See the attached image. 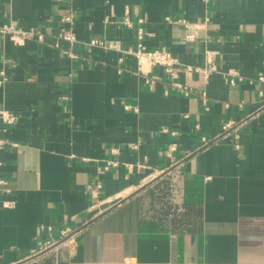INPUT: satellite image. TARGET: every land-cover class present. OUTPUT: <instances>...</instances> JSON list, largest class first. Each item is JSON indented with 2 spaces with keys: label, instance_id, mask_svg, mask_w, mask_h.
I'll list each match as a JSON object with an SVG mask.
<instances>
[{
  "label": "crops",
  "instance_id": "1",
  "mask_svg": "<svg viewBox=\"0 0 264 264\" xmlns=\"http://www.w3.org/2000/svg\"><path fill=\"white\" fill-rule=\"evenodd\" d=\"M69 12L72 57L54 46ZM11 21L45 39L0 33V106L19 117L0 121V264H264V0H0ZM139 43L245 80L179 69L205 110L162 66L142 73ZM67 228L73 250L55 247Z\"/></svg>",
  "mask_w": 264,
  "mask_h": 264
},
{
  "label": "built area",
  "instance_id": "2",
  "mask_svg": "<svg viewBox=\"0 0 264 264\" xmlns=\"http://www.w3.org/2000/svg\"><path fill=\"white\" fill-rule=\"evenodd\" d=\"M209 2L211 0H205ZM63 22L65 23L64 27L62 28L61 32L57 35V41L54 43V46L57 48L62 49V51L67 54V56H75V54L71 50H65L62 48V42H68L70 45H74L77 41L76 33L73 30V26L76 21V14L74 12H69V14L65 15L62 18ZM166 20L170 23H179L184 25L190 32L185 36L186 41L193 42L198 40L199 38V30L201 29V24L199 23H192L188 19L180 18L174 19L171 16L166 17ZM127 24H130L128 20L125 21ZM0 33L3 35H9L12 40H14L17 44H22L27 39L35 38L38 41H44L45 33L38 29L37 27L31 26L27 27L24 25L18 24L16 21H11L10 23L4 24L0 26ZM144 31L140 30L139 38L142 39L144 35ZM92 44L96 45H105V42L98 39H93L91 41ZM129 53L133 54L137 60L138 64L141 67L140 70L142 73H146L145 69H142L143 65H150V66H162L168 77L171 79V87L175 90H178L186 95L190 94H197L201 96L203 101V105L205 110H209V99L205 91L199 92L198 89L194 88L187 82H182L178 79V72L179 69L183 68L188 71H197L201 72L204 75V78L207 79L213 73L221 74L226 83L231 86L235 87L238 86L241 82L245 80V77L235 68H223L222 66L218 65L213 58L208 60V63L205 66H193L190 64L185 63L181 60L178 56L173 54L170 50L166 48H157V49H148L143 43L137 44L135 48H130L128 50ZM8 77L4 71H1L0 75V86L4 85L7 81ZM257 79L261 82H264V74L259 73ZM264 108V104H263ZM18 115L11 112L5 107L0 106V121L7 125H14L18 122ZM236 123H227L223 126L224 131L229 130L233 127ZM218 138L216 137V140ZM203 145L209 143V140L204 138ZM6 144V140L0 137V149ZM13 145H17L14 143ZM171 150L176 149V145H171ZM7 184V180L0 177V196L2 193L3 185ZM102 188L100 183H97L91 189V196L92 198H99L100 189ZM6 206H10V202L5 203ZM78 231L72 230V228H67L65 231H62V237L59 241H57L56 245L54 242L50 243L49 246H66L70 250L75 248L76 244V234Z\"/></svg>",
  "mask_w": 264,
  "mask_h": 264
}]
</instances>
